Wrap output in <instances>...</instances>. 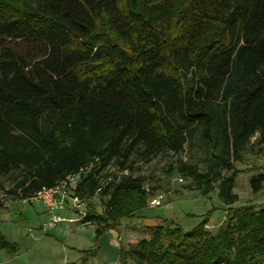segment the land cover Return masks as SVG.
I'll return each mask as SVG.
<instances>
[{"label": "trees", "instance_id": "trees-1", "mask_svg": "<svg viewBox=\"0 0 264 264\" xmlns=\"http://www.w3.org/2000/svg\"><path fill=\"white\" fill-rule=\"evenodd\" d=\"M20 43L43 51L26 57ZM0 46V178L17 173L10 193L24 200L80 173L97 246L71 264H91L100 238L147 206L145 178L103 185L100 171L138 146L178 153L195 139L206 170H179L200 195L216 190L224 221L212 233L210 212L189 230L163 219L118 244L117 264H264V206L233 207L232 192L250 139L264 151V0H0ZM255 171L253 193L264 169L244 170ZM16 248L0 233L1 250Z\"/></svg>", "mask_w": 264, "mask_h": 264}, {"label": "rangeland", "instance_id": "rangeland-1", "mask_svg": "<svg viewBox=\"0 0 264 264\" xmlns=\"http://www.w3.org/2000/svg\"><path fill=\"white\" fill-rule=\"evenodd\" d=\"M14 49L26 57H35L43 51L39 43H20ZM256 137L250 139L242 160L233 163L236 179L232 192L238 196L233 207L249 203L264 206V185L257 193H253L249 186L251 176L258 172H244L254 164L264 169V151L259 158L256 157ZM207 158L195 139L185 144L178 153L164 151L147 156L143 153V147L138 146L123 168L113 159L102 169L100 176L103 185L108 176L119 179L122 175L130 174L145 178L147 206L133 218L123 219L117 233H106L100 238L98 257L92 259L91 264H117L118 244L126 246L144 238L142 229L158 225L163 219H171L184 230H189L210 212L206 228L214 233L224 221V206L218 200L216 190L207 196L200 195L191 180L179 170L183 163H191L200 171H205ZM17 178V173L0 178V233L17 246L15 252L0 249V264H71L81 256L80 251L97 246L94 224L83 221V202L78 211L59 212L60 222L54 227L45 228L43 224L47 217L44 207L38 202L23 203L15 194L10 193ZM217 184L218 181H215L213 186ZM107 199V195L97 191L89 202L101 212Z\"/></svg>", "mask_w": 264, "mask_h": 264}, {"label": "built area", "instance_id": "built-area-1", "mask_svg": "<svg viewBox=\"0 0 264 264\" xmlns=\"http://www.w3.org/2000/svg\"><path fill=\"white\" fill-rule=\"evenodd\" d=\"M80 173L70 175L53 187H43L32 196L22 200L23 203H40L44 207L47 220L43 227H54L60 222L59 212L78 211L81 200L76 194Z\"/></svg>", "mask_w": 264, "mask_h": 264}]
</instances>
